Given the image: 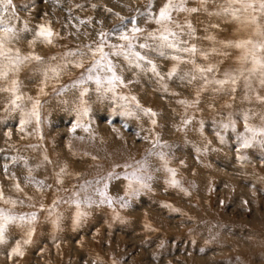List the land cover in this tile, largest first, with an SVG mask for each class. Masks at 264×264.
<instances>
[{
  "label": "rangeland",
  "instance_id": "1",
  "mask_svg": "<svg viewBox=\"0 0 264 264\" xmlns=\"http://www.w3.org/2000/svg\"><path fill=\"white\" fill-rule=\"evenodd\" d=\"M164 2L152 0L149 9V0H13L18 19L10 26L19 39L11 46L42 58L15 74L24 96L21 107L30 111L28 97L39 99L41 121L37 125L33 119L21 130V110H11L10 93L0 92V190L16 201L0 200V210L25 217L5 229L0 264H264V137L257 136L249 148H242L237 138L244 132V115L252 126H262L264 104L255 96H264V87L258 78H251V89L241 78L235 93L216 91L215 85L200 91L201 79L188 83L179 78L191 65H181L176 77L160 82L151 72L130 67L123 56H111L110 45L122 43L114 31L121 17L127 29L135 18L147 34L159 27L150 13ZM223 3L209 0L207 11L176 17L183 22L187 16L196 29L189 42L209 52L207 60L198 55L196 61L216 65L210 79L239 67L240 50L220 42L249 34L230 16L209 14ZM187 7L200 5L188 0ZM10 13L11 8L5 16ZM40 25L57 34L52 44L31 43ZM102 32L108 34L104 51L127 85L117 88L115 99L111 93L100 96L94 81L73 87L87 75ZM152 56L166 75L174 62ZM50 66H59L60 75L50 73L42 85L43 70ZM6 86L0 81V87ZM83 87L89 89L90 112L73 131ZM198 91L199 103H178L195 101ZM119 94L134 95L156 112V124L139 111L123 115ZM229 119L236 121V131L221 127ZM185 120L191 123L185 125ZM101 191L112 198L111 204ZM29 230L31 242L24 244ZM18 242L22 256L12 252Z\"/></svg>",
  "mask_w": 264,
  "mask_h": 264
},
{
  "label": "snow or ice",
  "instance_id": "2",
  "mask_svg": "<svg viewBox=\"0 0 264 264\" xmlns=\"http://www.w3.org/2000/svg\"><path fill=\"white\" fill-rule=\"evenodd\" d=\"M213 2L215 3L217 0H213ZM198 3L200 7H187L188 0H165L162 6L159 7L158 12L150 13L151 18L159 27L147 34H144V30L137 26L135 18L130 21L132 27L127 29L124 24V18L121 17V25L114 31L120 33L119 40L122 41V43L110 45V48L114 49V51L111 52V56H123L130 67L140 69L145 73L151 72L160 82H163L166 78L172 79L176 77L182 70L181 65H191L192 68L179 78L181 80L187 79L188 83H192V81L198 78L201 79L203 84L200 87V91L207 90L209 85H215L217 86L214 89L216 91L225 90V88H227L229 92L235 93L241 78H243L244 87L246 89H251V78L253 76H256L259 85L264 87V0H224L219 10L215 13H209L210 15L216 16H230L232 20L239 22L249 29L247 38L220 42L224 44L225 47L240 50L241 54L237 58L239 67L231 71L223 72L222 78L212 79L209 78L208 74L217 71L216 65L207 64L201 66L196 61L198 55L207 60L209 52L198 48L195 43H190L188 39L194 38L196 29L193 27L191 21L187 19V16L183 22L176 19L180 13L192 14L201 11V9L207 11L206 6L209 0H198ZM152 6V0H149L148 8L151 9ZM10 8L11 13L6 17L5 13H8ZM13 19H18L15 14L13 0H0V81H4L8 84L6 87H0V92L10 93L11 99L9 103L12 106L11 110H21L22 119L20 125L21 130H23V126L31 123L33 119L37 125L40 124L41 102L39 99L33 100L32 97H28L32 105L31 110L23 111L21 104L24 101V96L20 94V81L16 78L15 74L20 70L21 66L26 63L32 61L40 62L42 58L35 54L24 55L19 48H13L11 46L13 40L19 39V33L14 27L10 26ZM212 27L219 26L212 25ZM24 30L28 31L27 25H25ZM54 35L57 34H55L50 27L40 25L38 29L33 32V40L31 43L34 44L39 41L45 44H52ZM100 35L102 39L94 52L93 63L85 69L87 75H82L81 79L77 81L73 87H76V85H83L86 81H94L96 85L95 91L100 94V96L111 93V98L115 99L117 98V88L126 87L127 85L123 75L120 74V70H118V65L113 63L112 59L109 58L110 54L104 51V37L108 34L102 32ZM141 37H143V42L137 44L136 42L140 40ZM205 39L214 41L215 37L207 36ZM137 48L144 51L141 52L137 50ZM169 51L172 53L171 55H169ZM211 52L215 53L216 49L213 48ZM96 54H98L99 59L95 58ZM152 54H156L161 58L170 59L174 62L172 68L166 75H162L158 70V65L153 59ZM219 54L226 55V53ZM67 55H74V53H68ZM75 66L78 68L84 67L82 63H77ZM99 72H102L103 75L96 74ZM50 73L58 77L60 75L59 66H50L43 70L45 80L42 81V85L46 84V79ZM197 73L199 77L196 75ZM10 75L11 79H9ZM162 86L165 91L168 90L167 84H163ZM200 91L196 93L197 99L195 101L189 102L187 100H180L178 103L189 107L194 106L199 103ZM40 93H44L43 86L40 88ZM88 93L89 89L86 87H83L79 92V106L76 109L78 119L77 123L73 125V131L76 127L82 126L80 119L88 116L90 112L89 102L85 99ZM118 99L124 102L118 105L123 109V115L136 116L137 111H139L145 116L152 118L151 123L153 125L156 124L154 117H156L157 113L150 108L143 107L136 96L119 94ZM244 99H249L247 93H245ZM255 99L260 104H264V96L257 93ZM133 105L135 110L132 107ZM260 119L262 126L254 127L248 123L249 116L244 115V132L237 133V138L242 148L251 147L257 136L264 137V114L260 115ZM189 123H191V120L184 121L185 125ZM221 127L224 130L231 128L232 131H236V121L229 119V121L222 124ZM245 133L248 135H245ZM217 137L223 143L222 134L217 132ZM262 143H264V141H262ZM5 170H7V166H5ZM169 171L173 170L169 169ZM174 174L173 171V175ZM138 182L143 185L142 180ZM172 183L175 184L176 181L173 180ZM128 187L129 193L135 191L131 183ZM16 188L18 191L21 190L19 184L16 185ZM106 188L107 185H105V189ZM100 195L105 197L111 204L112 198L107 196L106 191H101ZM0 200L5 204L15 205L16 203L14 200L5 198L2 190H0ZM122 206H126V204H122ZM17 219L24 220L25 217H15L0 210V243H3L5 240V229L8 224ZM30 219L35 220V214H32ZM27 235L29 239H25L23 241L24 244L31 242L30 237L32 235V230H29ZM12 252L16 255H23L19 242L16 244V247L13 248Z\"/></svg>",
  "mask_w": 264,
  "mask_h": 264
}]
</instances>
